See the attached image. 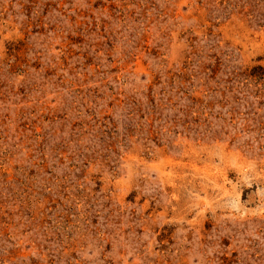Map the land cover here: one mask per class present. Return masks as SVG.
<instances>
[{
    "label": "rangeland",
    "instance_id": "rangeland-1",
    "mask_svg": "<svg viewBox=\"0 0 264 264\" xmlns=\"http://www.w3.org/2000/svg\"><path fill=\"white\" fill-rule=\"evenodd\" d=\"M0 264H264V0H0Z\"/></svg>",
    "mask_w": 264,
    "mask_h": 264
}]
</instances>
